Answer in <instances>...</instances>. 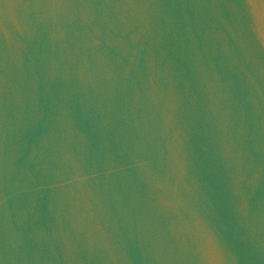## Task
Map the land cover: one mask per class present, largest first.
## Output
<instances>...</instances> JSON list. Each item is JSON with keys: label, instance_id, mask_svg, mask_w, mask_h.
Here are the masks:
<instances>
[{"label": "water", "instance_id": "1", "mask_svg": "<svg viewBox=\"0 0 264 264\" xmlns=\"http://www.w3.org/2000/svg\"><path fill=\"white\" fill-rule=\"evenodd\" d=\"M0 264H264V0H0Z\"/></svg>", "mask_w": 264, "mask_h": 264}]
</instances>
